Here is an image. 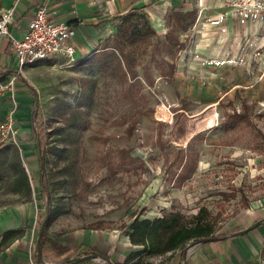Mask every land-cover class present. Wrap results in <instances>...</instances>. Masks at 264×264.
Instances as JSON below:
<instances>
[{
	"label": "rangeland",
	"instance_id": "1",
	"mask_svg": "<svg viewBox=\"0 0 264 264\" xmlns=\"http://www.w3.org/2000/svg\"><path fill=\"white\" fill-rule=\"evenodd\" d=\"M171 11L163 13V35L146 14L135 12L144 20L133 18L138 33L126 49L140 85L128 86L111 54L112 37L128 13L115 18L116 29L95 46L103 56L73 63L61 58L24 70L22 80L38 99L37 129L46 142L43 207L50 204L55 233H125L154 205L156 217L172 213L186 226L203 208L216 232L250 202L264 199V105L250 88L233 90L259 83L264 59L250 53L241 60L238 49L219 62L188 52L210 34L193 36L190 29L177 32L180 48L170 51L164 36ZM256 30L264 33V27ZM1 162L0 210L33 201L32 189L30 197L14 188L12 172L3 173ZM154 260L142 257L141 264Z\"/></svg>",
	"mask_w": 264,
	"mask_h": 264
},
{
	"label": "crops",
	"instance_id": "2",
	"mask_svg": "<svg viewBox=\"0 0 264 264\" xmlns=\"http://www.w3.org/2000/svg\"><path fill=\"white\" fill-rule=\"evenodd\" d=\"M230 1L0 0V11L15 9L12 37L21 39L36 9L45 7L54 21L66 22L75 29L72 43L78 60L90 58L94 52H98L95 46L101 38L116 29L115 18L118 20L130 12L144 13L153 30L163 35V13L171 10L195 11L196 20L190 28V34L195 36L202 31L210 34L206 38L198 37L188 52L199 53L219 62L233 58L238 49L241 60L252 58L250 53H258L260 59H264V55H260L264 54V33L255 31L261 25L249 23L244 27L239 26L227 8ZM241 41L239 52L238 43ZM252 45L258 47L250 48ZM182 53L185 57L186 52ZM14 78L17 107L10 95L1 97L0 121L16 108L19 137L18 144H8L0 149V158L8 154L2 172L10 168L14 188L19 187L25 196L27 194L30 197L32 189L34 199L26 198L22 203L0 210V264H94V257H100L105 264H124L128 255L142 250L141 246H133L125 233L85 228L59 234L52 227L42 231L44 193L34 134L38 132L37 107L29 85L22 80L26 78L25 71L18 72L11 38H1L0 83ZM248 88L264 105V69L259 72V83L250 84L249 87L236 85L233 90H250ZM216 93L213 90L211 96L215 97ZM153 208L147 213L149 220L158 218ZM154 261L151 264H264V199L250 202L240 213L225 222L214 233V238L196 242L183 253L176 251L155 257Z\"/></svg>",
	"mask_w": 264,
	"mask_h": 264
},
{
	"label": "trees",
	"instance_id": "3",
	"mask_svg": "<svg viewBox=\"0 0 264 264\" xmlns=\"http://www.w3.org/2000/svg\"><path fill=\"white\" fill-rule=\"evenodd\" d=\"M142 15H136L135 12L128 13L121 20V26L119 27L118 32L112 37L113 45L111 48L115 53L111 54L116 58L124 80L126 82L128 80L131 82L128 86L139 84L132 67L131 50L126 48L133 44L134 38L138 33L137 24L133 22V18L144 20ZM169 17L172 24L169 31L164 36V39L165 44L169 50L172 51V49L180 48V41L177 32H186L193 26L196 20V12L171 11ZM147 34L148 31L145 35ZM104 49H106V47L101 48V50ZM101 53H103V51L94 52L92 56ZM101 56H103V54H101ZM119 58L120 61L118 60ZM121 62L124 65L125 71H123L121 67ZM168 68L169 74H172L174 70L173 64H170ZM37 105L38 99L36 98L35 106L37 107ZM236 119L242 120L243 118L241 116H236ZM34 134H36L35 140L37 142L41 172H43V157L45 154L46 142L42 133L35 131ZM7 155L8 154L1 155L2 166H4L8 158ZM50 210L51 207L50 204H48L45 209L46 217L42 221L43 232H45L53 222V219L50 216ZM204 213L205 209L201 208L193 217L190 226L184 225L181 218L172 213L164 214L153 220H139L136 217L126 228L125 234L133 246H141L142 250L128 255L124 260V264H128L135 259H137V261L134 264H139L142 257H158L166 253L172 254L176 251H182L183 253L187 247L196 242H202L214 238L215 230L213 225L203 217Z\"/></svg>",
	"mask_w": 264,
	"mask_h": 264
},
{
	"label": "built area",
	"instance_id": "4",
	"mask_svg": "<svg viewBox=\"0 0 264 264\" xmlns=\"http://www.w3.org/2000/svg\"><path fill=\"white\" fill-rule=\"evenodd\" d=\"M230 14L239 26L251 23L264 25V0H231L227 3ZM16 21L15 9L0 11V39L9 37L12 52L16 59L19 73L40 62L65 59L69 63L76 60V50L72 43L75 29L66 22L54 21L45 7L34 12L24 36L12 37V27ZM258 55V54H257ZM10 95L17 107L15 78L0 83V98ZM19 129L14 108L6 119L0 121V149L8 144H18ZM94 264H105L100 257L92 259Z\"/></svg>",
	"mask_w": 264,
	"mask_h": 264
},
{
	"label": "water",
	"instance_id": "5",
	"mask_svg": "<svg viewBox=\"0 0 264 264\" xmlns=\"http://www.w3.org/2000/svg\"><path fill=\"white\" fill-rule=\"evenodd\" d=\"M93 259V258H92Z\"/></svg>",
	"mask_w": 264,
	"mask_h": 264
}]
</instances>
